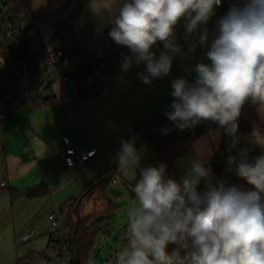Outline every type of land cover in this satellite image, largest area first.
I'll list each match as a JSON object with an SVG mask.
<instances>
[{"label": "clouds", "instance_id": "9594fccd", "mask_svg": "<svg viewBox=\"0 0 264 264\" xmlns=\"http://www.w3.org/2000/svg\"><path fill=\"white\" fill-rule=\"evenodd\" d=\"M220 6L222 0H117L106 17L98 16L102 27L112 25L110 38L130 49L122 71L133 63L146 65L139 74L145 84L170 74L174 56L182 52L175 34L181 20L184 39L196 38L189 52L211 40L209 62L195 65L194 82L171 81L174 100L165 116L181 131L217 122L234 148L242 107L258 101L264 108V0H233L209 33L206 26ZM158 42L164 46L159 56L153 51ZM258 135L254 124L252 136ZM141 159L134 141H121L118 167L136 171ZM227 163L250 189L214 180L201 160L192 161L179 180L166 176L163 164L140 168L136 203L126 209L127 243L114 264H264V151L249 157L242 148Z\"/></svg>", "mask_w": 264, "mask_h": 264}, {"label": "crops", "instance_id": "0c3cea01", "mask_svg": "<svg viewBox=\"0 0 264 264\" xmlns=\"http://www.w3.org/2000/svg\"><path fill=\"white\" fill-rule=\"evenodd\" d=\"M224 1L229 6L233 2ZM32 3L38 19V39L42 38V28L52 23L60 45L75 43L78 49L93 53L102 61L87 83L58 81L54 102L28 103L0 131V264H24L28 253H21L22 234L31 226L42 229L41 236H45L47 245L49 215L68 214L75 200L116 162L121 141L140 124L157 119L173 133L185 131L187 128L182 131L175 128L165 116L174 100L171 81L183 77L192 83L196 78L195 65L209 62L206 53L211 40L189 52L196 38L184 39L185 22L181 20L175 34L182 52L174 56L170 74L145 84L139 74L145 71L146 65L133 63L127 72L122 71L121 61L125 55H131L130 49L110 38L112 25L102 27L98 16L105 12L106 17V11L114 9L117 0H32ZM215 22L213 16L206 26L209 33L213 32ZM58 24L71 28L72 36L67 41L56 35ZM153 51L159 56L164 51L163 43L158 42ZM72 67L74 63L63 70ZM139 133L141 139L149 141L140 145L145 151L142 160L146 164L156 155V150ZM66 139L79 153L96 149L93 160L81 168H67L62 157L67 148ZM221 142V129L199 138L193 149L177 160L176 170L168 176L176 175L179 180L194 160L211 167ZM213 178L220 180L221 175L213 174ZM35 188L42 192L28 196L27 191ZM103 203H107L105 197L95 195L87 203L84 216L89 205H93L92 215L106 212L109 206L100 213L95 211ZM108 231L111 234V228ZM105 239L102 235L98 243Z\"/></svg>", "mask_w": 264, "mask_h": 264}, {"label": "built area", "instance_id": "2783aa9c", "mask_svg": "<svg viewBox=\"0 0 264 264\" xmlns=\"http://www.w3.org/2000/svg\"><path fill=\"white\" fill-rule=\"evenodd\" d=\"M228 6L222 0V6L215 10V21ZM37 30L38 19L23 8L21 0H0V131L28 103L43 104L54 99L58 81L87 83L102 61L93 53L81 51L75 43L48 48V56H44V43H39ZM73 63L74 67L63 70ZM65 143L62 157L69 169L86 166L97 153L96 149L79 153L68 139ZM48 220L49 243L43 264H69L68 218L53 212ZM40 235L37 227H30L22 234V241L28 243ZM120 237L125 239L124 232Z\"/></svg>", "mask_w": 264, "mask_h": 264}, {"label": "trees", "instance_id": "16d2710c", "mask_svg": "<svg viewBox=\"0 0 264 264\" xmlns=\"http://www.w3.org/2000/svg\"><path fill=\"white\" fill-rule=\"evenodd\" d=\"M23 8L30 14H34L32 0H21ZM229 6L222 11L223 16ZM37 36L39 32L37 30ZM56 35L62 40L67 41L71 38V28L66 24H58L56 27ZM48 43H44L42 52L44 56H48ZM55 98L43 104L54 102ZM38 104V103H34ZM239 127L236 136L239 138V143L234 148L230 147L232 137L224 133V129L214 121H201L200 123L187 128L182 133H173L168 131L165 134V127L159 120L153 119L145 121L136 127L131 133L126 135L125 141L131 140L137 133L142 132L143 138H150V142L156 150V155L152 157L144 167L154 166L160 167L161 164L166 165L165 175L173 173L176 170L177 160L191 151L195 142L215 129H221L222 142L217 156L211 163V167L221 175V179L228 183L237 185L244 190H248V184L234 173L235 165L231 169L227 163L229 156L238 155L242 148L249 149L243 143L244 136H252L253 125L256 124L259 135L264 138V108H261L260 103L248 101L241 109L240 116L237 121ZM261 153L249 149V157H255ZM117 167H110L104 171L97 181L89 187L79 198L75 200L67 215L68 229L70 231V260L69 264H91V255L94 253L95 247L98 244L102 235L109 236L108 228L113 224L112 214L98 218V215L85 217L84 211L87 203L91 201L95 195L105 197L106 188L109 186L113 177L117 172ZM140 170L136 179L132 182V195H134L133 187L136 180L140 179ZM220 179V180H221ZM42 192L41 189L35 188L27 191V195L32 197ZM109 209L106 212H112L114 205L108 200ZM104 212V213H106ZM102 213V214H104ZM100 214V215H102ZM109 223V224H107ZM123 241L126 242V239ZM174 246H170L172 250ZM46 251L40 255L45 256Z\"/></svg>", "mask_w": 264, "mask_h": 264}, {"label": "rangeland", "instance_id": "374dc122", "mask_svg": "<svg viewBox=\"0 0 264 264\" xmlns=\"http://www.w3.org/2000/svg\"><path fill=\"white\" fill-rule=\"evenodd\" d=\"M40 1L43 0H34V2H40ZM45 20L47 22L50 21L48 18H46ZM42 31H43V35L42 38L38 39L39 43L42 44L45 42L48 43L49 49H56L62 47L57 37L54 36L55 34L54 24L52 23L48 24L46 29L42 28ZM133 141L135 142V147L138 150H140L142 153L145 152L144 149L141 148L142 146L140 147V145L148 144L149 141H147L146 139H141L140 133L134 136ZM243 143L253 151L259 153L264 151V138L261 136H257V137L244 136ZM145 165L146 164H144V161L141 159L140 166L136 169V171H133L131 169L126 170L118 167L117 162L112 164L111 167L116 166L118 171L116 172L109 186L106 188V196H107L106 198L112 201L114 208L112 207V212H106L104 214L101 213L102 215L98 214V218H101L103 216H109L110 214H112L113 224L109 226L111 228V234L109 237L103 235V237H106V239L103 240L104 242L98 243L96 245L94 253L91 255V260H92L91 264H101V261H103L102 264H114L115 256L117 252L127 243V242H123L122 241L123 239L120 236L125 231V227H126V209L129 206L136 203L135 195H132V182L138 176L140 168L144 167ZM212 173L214 174V176L215 175L220 176V174L217 171L212 170ZM170 177L175 178L176 175H170ZM108 206H110L108 202L103 203L101 204V206L98 207L96 206L95 211L96 213H100L101 211L106 210ZM66 208H64V210H66ZM93 210H94L93 205L92 206L89 205L85 212L86 215L85 217H89V215L94 216L92 215L94 214ZM67 215L68 214L65 213L64 216L67 217ZM31 227H36V226H31ZM39 231L42 234V229H39ZM44 238L45 236L43 237L40 235L36 239L28 243L21 244L20 246L21 253H25V254L28 253V257H26L24 264H43L44 256L40 254L46 251L48 246V244L46 245ZM38 239H40V241H37ZM48 242H49V237H48ZM32 253L35 254V256L31 255Z\"/></svg>", "mask_w": 264, "mask_h": 264}, {"label": "water", "instance_id": "95a60500", "mask_svg": "<svg viewBox=\"0 0 264 264\" xmlns=\"http://www.w3.org/2000/svg\"><path fill=\"white\" fill-rule=\"evenodd\" d=\"M148 139H150V138H148ZM1 182H2V180H0Z\"/></svg>", "mask_w": 264, "mask_h": 264}]
</instances>
